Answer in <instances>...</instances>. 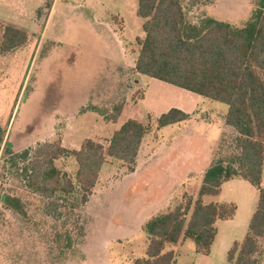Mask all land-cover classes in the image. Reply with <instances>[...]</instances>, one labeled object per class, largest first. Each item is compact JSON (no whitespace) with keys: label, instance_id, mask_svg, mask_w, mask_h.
Returning a JSON list of instances; mask_svg holds the SVG:
<instances>
[{"label":"rangeland","instance_id":"rangeland-1","mask_svg":"<svg viewBox=\"0 0 264 264\" xmlns=\"http://www.w3.org/2000/svg\"><path fill=\"white\" fill-rule=\"evenodd\" d=\"M180 1L187 22L197 25L212 18L241 28L256 8L255 0ZM137 6L138 0H0V264H133L145 257L144 224L181 201L174 200L178 188L169 185V178H159L161 171L140 176L110 160L88 201L73 209L69 203L75 200L65 197L67 203L58 202L66 205L60 208L63 216L55 219L47 211L48 200L30 192L23 177V167L31 158L21 155L40 144L62 140L72 151L92 138L108 145L110 134L136 119L152 128L143 156L161 144L167 166L179 164L182 171H195L202 183L217 147L215 112H228V107L202 98L203 121L195 116L157 130L156 118L169 107L186 103L187 94L178 91H189L126 71L134 64L140 49L137 39L143 35ZM6 25L25 30L28 41L1 53ZM122 102L125 109L111 124L107 117ZM94 107L101 115L97 120L91 118ZM230 140L225 136L217 153L227 163L238 155ZM55 165L76 183L78 165L72 155ZM4 194L22 200L26 217L2 203ZM239 194L247 201L257 192L244 182ZM256 207L257 198L249 213L248 207L240 205L239 217L251 216ZM57 234L64 237L58 240ZM66 236L72 241L71 249H66ZM181 247L169 245L166 251H175L179 262H192L194 242L189 239Z\"/></svg>","mask_w":264,"mask_h":264},{"label":"trees","instance_id":"trees-1","mask_svg":"<svg viewBox=\"0 0 264 264\" xmlns=\"http://www.w3.org/2000/svg\"><path fill=\"white\" fill-rule=\"evenodd\" d=\"M207 2L208 0H188ZM253 17L241 28L209 18L199 25L188 23L180 0H138L137 15L144 20V39H137L139 54L135 72L223 103L229 110L226 124L235 129L237 157L230 163L218 158L206 171L197 197L184 195L179 204L150 218L143 226L148 245L144 258L133 264H175L176 255L168 245L192 240L196 253L209 255L218 220L234 217L232 204H205V196H218L222 185L234 178L250 183L258 191L256 210L249 231L227 253L228 264H261L264 245V0H255ZM28 41V33L6 25L1 53L19 49ZM124 103L116 105L108 121L117 122ZM107 113H102L106 115ZM190 115L170 109L157 119V129L180 124ZM151 125L138 120L126 121L104 145L92 139L79 150H68L57 140L28 149L21 158L30 157L23 167L26 188L48 200L47 211L55 219L63 216L58 202H68L75 209L88 201L100 171L110 160L134 170L137 157ZM0 134V150L3 142ZM10 147V145H7ZM68 154L78 165L76 183L55 162ZM20 157V156H19ZM2 203L21 217H26L19 197L4 194ZM64 236L57 234V239ZM66 249L72 248L69 236Z\"/></svg>","mask_w":264,"mask_h":264},{"label":"crops","instance_id":"crops-1","mask_svg":"<svg viewBox=\"0 0 264 264\" xmlns=\"http://www.w3.org/2000/svg\"><path fill=\"white\" fill-rule=\"evenodd\" d=\"M137 8H138V6H137ZM123 23H124V21H123ZM143 24H144V20H143ZM122 29H124V28H122ZM142 30H143V25H142ZM138 38L139 39L145 38L144 31H143V35L139 34ZM138 54H139V52L137 51L136 58H135V61H134V64L132 65V67H130V68L127 66L125 67L126 71L127 72L130 71V73L132 75H135L136 78H137V76L138 77L144 76V75H141V74L135 72V70H134ZM126 56L128 57L127 53H126ZM145 77H147V76H145ZM154 80H156V79H154ZM169 88H171L170 85H169ZM178 92L182 93V94H187L186 95L187 96L186 103L183 106H173V107L171 106L166 110V112H168L170 109H173L176 107V109L179 108L183 112L189 114L190 119H188L187 121H184L180 124H176V125H181L183 123L191 121L192 118L195 116H198L197 118H200V120H202V117L200 116V113H199V108H200L202 100H203L202 98H204V97L197 95V94L193 95L192 93L187 92V91H186L187 93H184L181 90ZM125 105H126V103H124L122 113L125 109ZM97 108L98 107H94V110H90V112L93 113L91 115V118L96 119V120L100 118L99 116H101L98 112H96ZM87 110H89V109H87ZM228 110H229V108H228ZM166 112H163L162 114H164ZM86 113L87 112H85L83 114H86ZM218 113H220V112L216 111L215 115H214L215 121H217L219 123V125H218V128H216L218 131L217 147H216L215 155L213 157L211 165L218 159L217 153H218L219 145H220V142L222 141V139L225 136H230L231 137L230 141H235V139L237 137V133H236L235 129L226 124V115L228 112H222V113H220V115ZM150 116H151V114H150ZM79 118H82L81 115L79 116ZM76 119H78V118H76ZM157 119L158 118H156V122H157ZM118 120H119V118H118ZM134 120H136V119H134ZM222 120H223V122H222ZM138 121H140V120H138ZM140 122L144 123L143 121H140ZM110 123L115 124L117 122L114 123L111 121ZM157 130H160V129H157ZM115 131H117V130H115ZM113 133L110 134V137H109L107 143L111 139ZM90 139H92V138H90ZM145 139H146V137L144 138V140L142 142V145H141L138 157H137L136 165H135L134 170H133L134 173H136V175L139 173L145 174V175L151 173V176H152L154 173H156V171H161V175H160L161 177H159V178H162L163 176H167L170 179V180L167 179V181L169 182V185H172V187L178 188L176 190V194L174 196L175 201H180L184 195H189V196H193L194 198H196L203 181L201 184H200V182H198V180L195 177V175H196L195 171H191V170H183L182 171V170H180L182 165H179V164L176 166H175V164L174 165L168 164V166H167L166 162H164V160L162 158V154L164 153V149L161 148V146H160L161 144L156 145L151 150L150 154H148V155L144 154V156H143V151H144L143 147H144ZM92 140H94V139H92ZM56 141H57V139H56ZM60 142H61V144L63 143L62 140H60ZM83 142L81 143V146H82ZM62 146H63V144H62ZM210 166L208 168H206V170H204L205 173L210 168ZM166 167H167V169H166ZM163 169L165 170V172L163 171ZM203 169H200L199 172L201 173ZM204 176H205V174H204ZM159 178H157V179H159ZM244 182H247V181L240 179V178H234L228 182H225L222 185L221 192L218 196H205V197H213L214 199L207 201L204 199L205 197L203 198V202L205 204L213 203V204H218V205H223V204L235 205L237 207L236 213H235L234 217L231 219L218 220L216 222L217 234H216L214 243L211 247V251H210L209 255H202V254L196 253V249L194 247L192 250V258H193L192 262H190V263L179 262L177 259V256H176L175 264H228L227 263L228 251L234 245V243L242 242L244 240V238L246 237V235L249 231V224H250L251 218L255 212V211L251 212L252 213L251 216H244V218H241V217H239L240 205H243L244 208L248 207V213H249L251 211L250 209H251V206H252L255 198H257V201H258V191L256 190V188H255V190L257 192V195H255V196L252 195V198L248 199L247 201L244 198L240 197L239 189L241 186H244ZM262 187H264V170H263ZM169 207H171V205L168 206V208ZM166 211H167V209H166ZM166 211H164V212H166ZM160 213H163V212H160ZM186 242H187V240L177 244V246H182L181 248H184ZM170 251H172V250H170ZM173 252L175 253V251H173ZM181 252L182 251L179 252V256H180ZM263 252H264V245H263ZM175 255H176V253H175ZM261 264H264L263 259L261 260Z\"/></svg>","mask_w":264,"mask_h":264}]
</instances>
